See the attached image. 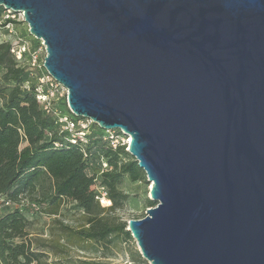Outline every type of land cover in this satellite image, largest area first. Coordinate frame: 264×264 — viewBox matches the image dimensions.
I'll return each instance as SVG.
<instances>
[{
	"label": "water",
	"instance_id": "water-1",
	"mask_svg": "<svg viewBox=\"0 0 264 264\" xmlns=\"http://www.w3.org/2000/svg\"><path fill=\"white\" fill-rule=\"evenodd\" d=\"M75 117L129 137L147 264H264V0H0Z\"/></svg>",
	"mask_w": 264,
	"mask_h": 264
},
{
	"label": "trees",
	"instance_id": "trees-1",
	"mask_svg": "<svg viewBox=\"0 0 264 264\" xmlns=\"http://www.w3.org/2000/svg\"><path fill=\"white\" fill-rule=\"evenodd\" d=\"M3 11L0 7V15ZM32 39L35 45L38 41ZM10 49L8 42L0 43V66L5 69L0 84V264H56L48 262L47 255L61 254L69 244L119 236L131 240L126 222L111 214L122 208L127 198L118 187L122 176L142 181L145 172L125 143L119 141L114 148L110 132L94 123L84 140L72 143L70 133L61 131L55 117L37 102L34 82L27 90L22 88L33 78V69L18 64ZM59 107L71 114L65 97ZM114 135L124 138L118 130ZM97 180L106 189L107 206L98 200L102 191L91 188ZM37 187V203L46 204V213L56 216L64 201L73 202L82 212L79 226L56 221L63 243L43 240L30 231L32 222L23 213L21 202L23 195ZM144 202L147 208L155 205L148 197ZM29 204L38 208L34 202Z\"/></svg>",
	"mask_w": 264,
	"mask_h": 264
},
{
	"label": "rangeland",
	"instance_id": "rangeland-1",
	"mask_svg": "<svg viewBox=\"0 0 264 264\" xmlns=\"http://www.w3.org/2000/svg\"><path fill=\"white\" fill-rule=\"evenodd\" d=\"M4 15L6 13L0 15V43L8 42L12 45L19 36L29 40L32 44L34 43L21 13H9L8 17ZM4 72L5 69L0 66V84L3 82L2 75ZM34 81L35 79L31 78L28 82L22 84V88L27 90ZM58 102L60 104V99ZM150 185L151 182L146 180V176L142 181L133 182L127 175H123L118 187L127 195V198L123 207L116 210L114 214H111L112 217L125 221L126 224L130 219L144 217L147 208L144 199L150 196ZM91 188L102 192L106 190L100 186L99 180ZM39 198L40 190L37 187L32 193L23 195L21 205L26 218L32 222L30 231L41 239L57 241L62 237V231L56 221H62L73 227L79 226L82 223V212L75 208L73 202L64 201L60 205L58 214L53 216L45 212L46 204L41 205L37 203ZM32 202L38 205L37 209L30 206L29 203ZM107 203L104 202L102 205L105 206ZM59 243H63V240H59ZM65 250V252L58 255L49 253L47 261L56 264H143L141 262L143 261L147 264L146 260L142 258L133 238L129 241H124L119 236L112 237L109 241H83L74 245L69 244Z\"/></svg>",
	"mask_w": 264,
	"mask_h": 264
},
{
	"label": "built area",
	"instance_id": "built-area-1",
	"mask_svg": "<svg viewBox=\"0 0 264 264\" xmlns=\"http://www.w3.org/2000/svg\"><path fill=\"white\" fill-rule=\"evenodd\" d=\"M5 13L6 15L4 16L8 17V14L13 12L10 10H4L2 14ZM36 40L38 42L33 45L29 40L19 36L16 38L15 43L11 45L10 51L18 64L27 65L33 69L32 77L35 79V98L43 111L55 117L61 131H67L70 133V140L72 143L82 141L88 133L92 121L87 118H76L72 114L65 113L61 110L58 101L62 97L66 98V89L46 72L43 67L45 44L41 39ZM106 131L110 132L111 145L114 148L119 141L125 143L127 148L129 137H125L122 134L124 138H120L119 140L118 136L114 135L115 130ZM98 200L101 205L104 202H108V205L110 204V201L105 197L104 192L100 193ZM107 204L105 206H107Z\"/></svg>",
	"mask_w": 264,
	"mask_h": 264
}]
</instances>
